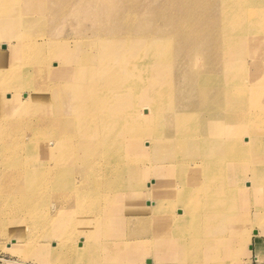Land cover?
<instances>
[{"label": "bare ground", "instance_id": "obj_1", "mask_svg": "<svg viewBox=\"0 0 264 264\" xmlns=\"http://www.w3.org/2000/svg\"><path fill=\"white\" fill-rule=\"evenodd\" d=\"M109 69L133 79L102 88ZM258 188L264 0H0V216L26 242L98 264L219 256Z\"/></svg>", "mask_w": 264, "mask_h": 264}, {"label": "rangeland", "instance_id": "obj_2", "mask_svg": "<svg viewBox=\"0 0 264 264\" xmlns=\"http://www.w3.org/2000/svg\"><path fill=\"white\" fill-rule=\"evenodd\" d=\"M91 24H92L91 21H85L84 25L86 27H90ZM153 45L154 43L150 44L149 48L152 47ZM194 47L195 46H189L188 49L192 51ZM97 49L102 53V51L99 48ZM74 55L76 56V53H74ZM180 58L181 57L177 58L176 64L180 63ZM109 70L105 71L104 74L106 75L104 74L101 75V78L106 79V80H102L100 78L102 80L101 81L102 83L104 82L106 83L109 79L110 80L122 79L123 82H126L128 78L130 79L131 77L130 75L124 73L123 70H121V72H119L120 70L118 71L116 69L115 70L109 69ZM165 71H166L164 72L166 73L165 79L168 78L171 79L173 78V76L176 75V73H172L173 71L170 72L171 71L170 69H165ZM138 78H139L138 83L140 88H144L147 83L149 84L148 81L149 75H145V76L135 75L134 79H138ZM140 79L143 81H141ZM105 83L102 85V88L105 85ZM89 85H91L90 81H89ZM35 86H37V84H35ZM216 91L217 88H214V85H212V88H210V91L207 94V98L209 99L210 97H212L213 94L216 93ZM176 93L177 91L175 92L171 90L168 92V94L158 93L159 95H156L154 97L153 96L151 97L149 94H147L145 95V97L140 99L137 94L138 100H136L135 104L137 107H141L139 109H144L147 111L148 107H150V104H148L149 102L150 103L155 102L157 105L160 104V102H164V101L168 102L170 98L172 99L177 98ZM91 97H93L91 98V101L95 102V98H94L95 96L91 94ZM83 101H85V99H83ZM144 103L145 105H143ZM3 187H8V185L7 186L4 185ZM237 191L243 192V189L238 188ZM254 192L255 193L249 194L246 197L244 193L245 203L247 204L248 207H250L249 215L247 209L245 208V203L241 204L244 210L243 214L247 218V220L245 221L247 226L244 231V236L242 240L239 241L235 240L234 243H231L230 241L225 243V252L223 254L219 256H217V254L206 255L205 251L201 252L200 249L198 250L196 248L188 247L186 251L184 250L183 255H180L178 253L176 254V248L174 246L173 247L174 253L166 252V251H155L153 249L148 253L147 256H146L147 253H145V257H148L150 260H148L147 263L144 264H264V189L262 190L258 188ZM258 196H262L263 199L260 198L259 200ZM31 204L32 203H29V205ZM256 212H258V215H263L262 221H258ZM12 218L11 217L6 218L0 216V264H98L95 262L91 263V260H88L87 262L86 261L76 262V260L71 257H70L71 259L70 258L67 259L65 258V256H63L60 250L59 251L56 250L52 252L50 251L44 252L45 250H41L37 246L44 239V236L39 238L38 237L32 238L34 239V241H36L35 242L36 244H31L29 238H26V240H29L26 242L24 237L22 236L23 233H25L24 218H22V220H20V218H16V221H14L15 218L13 219ZM12 221H14L15 223H13ZM16 223L18 224L16 225ZM13 224H15L14 226L18 228L15 227L16 229H14ZM103 225H104V220L99 221L97 227L102 228ZM125 228H126L125 226L119 224L117 228L118 232H116V230L115 232L114 231L111 232V230L108 229L107 232L105 233V236L111 238L116 237L117 233L118 234L119 232L123 233L125 231ZM148 228L152 229V226ZM125 239H126L125 235L121 237V240H125ZM176 243L177 241H174L173 245H175ZM61 257L63 258L61 259ZM143 258L144 256L141 258V260ZM157 259H160L161 261ZM141 260H139L137 264H143L144 260L143 262ZM65 261L66 262L69 261V262L65 263ZM105 261H107L106 256H102V262Z\"/></svg>", "mask_w": 264, "mask_h": 264}]
</instances>
